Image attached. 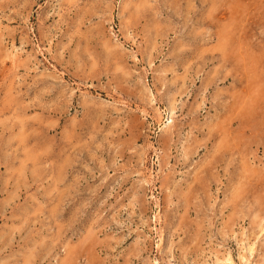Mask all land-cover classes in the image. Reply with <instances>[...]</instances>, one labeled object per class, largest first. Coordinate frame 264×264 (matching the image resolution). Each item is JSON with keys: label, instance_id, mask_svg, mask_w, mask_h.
<instances>
[{"label": "rangeland", "instance_id": "374dc122", "mask_svg": "<svg viewBox=\"0 0 264 264\" xmlns=\"http://www.w3.org/2000/svg\"><path fill=\"white\" fill-rule=\"evenodd\" d=\"M0 264H264V0H0Z\"/></svg>", "mask_w": 264, "mask_h": 264}]
</instances>
